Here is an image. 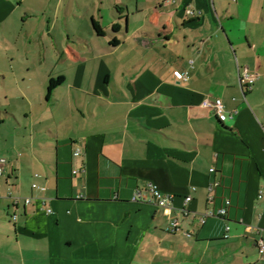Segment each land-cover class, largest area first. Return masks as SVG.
Listing matches in <instances>:
<instances>
[{
  "label": "crops",
  "instance_id": "crops-1",
  "mask_svg": "<svg viewBox=\"0 0 264 264\" xmlns=\"http://www.w3.org/2000/svg\"><path fill=\"white\" fill-rule=\"evenodd\" d=\"M0 166V264H264V0H0Z\"/></svg>",
  "mask_w": 264,
  "mask_h": 264
},
{
  "label": "built area",
  "instance_id": "built-area-1",
  "mask_svg": "<svg viewBox=\"0 0 264 264\" xmlns=\"http://www.w3.org/2000/svg\"><path fill=\"white\" fill-rule=\"evenodd\" d=\"M168 2L169 3H175L176 0H168ZM187 13L189 15H195V12L191 9L188 10ZM175 75L179 80H187L186 74H183L181 72H176ZM246 77H247V79H249L248 74H246ZM202 107L212 110L215 113V115L218 117L220 122H226L228 119H232L234 117V113L227 114L223 99L221 97H217V98L212 99V100L211 99L205 100L202 104ZM80 154H81V152H80V150H78L76 152V155H80ZM4 173H5L4 167L0 166V178L4 175ZM33 187H34V189H41V190L45 189V188H42L36 184ZM148 189L152 194L151 200L154 201L160 208H162L165 211V216L169 218L173 209H174V207H173L174 196L162 193L154 185H150ZM12 199L14 200V203L16 205L21 201V198L17 197V196L13 197ZM133 200L134 201H141V202H149L150 201L149 198L147 196L143 195L142 193L135 194L133 197ZM191 200H192L191 196H189L186 199L187 202H190ZM31 202H32V200L30 198L25 199V203L27 205L30 204ZM229 206H230V202H227L225 208H222V209L218 210L217 212H208V213L204 214V216L201 219V222L205 223L206 219L208 217H213V216L226 217L227 213H228L227 207H229ZM48 212L52 213L51 210H49ZM169 224H170V229L173 232H178L180 230L179 222L177 220L170 218ZM226 231L227 232L230 231L229 226L226 227ZM227 237H228V235H227ZM258 245H259L260 252L264 253V239H261L258 242Z\"/></svg>",
  "mask_w": 264,
  "mask_h": 264
},
{
  "label": "rangeland",
  "instance_id": "rangeland-1",
  "mask_svg": "<svg viewBox=\"0 0 264 264\" xmlns=\"http://www.w3.org/2000/svg\"><path fill=\"white\" fill-rule=\"evenodd\" d=\"M63 30V29H62ZM20 46V48H19V52H20V54H19V56H17V58L15 59V62H14V64L16 65V66H22V67H27L28 66V59L30 60V66H32V67H34V66H41V67H45V68H53V67H56V60L55 59H49V60H46V61H44V63L41 65L39 62V58H38V53H37V56L36 57H34L33 56V54H29L28 52H27V50L26 49H24L25 48V46H27L26 45V43L25 42H21L20 44H19ZM30 50H32V49H30ZM32 53H33V51H32ZM10 59H5V61H4V63L2 64L4 67H9V63H10ZM62 63H63V61H62ZM62 67L60 66V67H58V69H61ZM57 78V77H56ZM58 79V78H57ZM60 89H62V88H60ZM151 247V251H156V247L155 246H150Z\"/></svg>",
  "mask_w": 264,
  "mask_h": 264
},
{
  "label": "trees",
  "instance_id": "trees-1",
  "mask_svg": "<svg viewBox=\"0 0 264 264\" xmlns=\"http://www.w3.org/2000/svg\"><path fill=\"white\" fill-rule=\"evenodd\" d=\"M94 28H95V31L97 32L98 35H100V36H103L104 35L103 29L97 23H95ZM117 29L118 28L115 27L114 30L117 31ZM116 42L117 41L114 40V43H116ZM63 81H64V78L63 77H59L58 79H52L50 81V84H49L48 94L51 95L52 91L54 89H56L58 86H60L63 83ZM230 205H231V203H230ZM223 218H225V217H223Z\"/></svg>",
  "mask_w": 264,
  "mask_h": 264
}]
</instances>
